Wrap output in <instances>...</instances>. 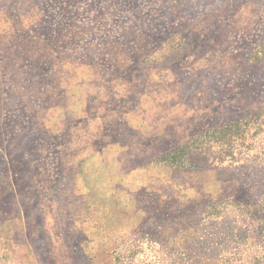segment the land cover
Listing matches in <instances>:
<instances>
[{"label":"rangeland","instance_id":"obj_1","mask_svg":"<svg viewBox=\"0 0 264 264\" xmlns=\"http://www.w3.org/2000/svg\"><path fill=\"white\" fill-rule=\"evenodd\" d=\"M0 264H264V0H0Z\"/></svg>","mask_w":264,"mask_h":264}]
</instances>
